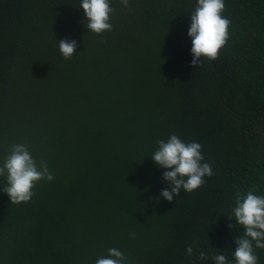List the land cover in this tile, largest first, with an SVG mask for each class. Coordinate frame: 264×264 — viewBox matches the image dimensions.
Here are the masks:
<instances>
[{"label":"trees","instance_id":"obj_1","mask_svg":"<svg viewBox=\"0 0 264 264\" xmlns=\"http://www.w3.org/2000/svg\"><path fill=\"white\" fill-rule=\"evenodd\" d=\"M197 2L111 0L98 36L81 0H0V165L24 144L55 177L19 205L0 177V264H96L110 248L125 264L232 259L236 193L264 196V0H224L229 39L194 67ZM172 134L201 144L213 174L170 203L151 156Z\"/></svg>","mask_w":264,"mask_h":264},{"label":"clouds","instance_id":"obj_2","mask_svg":"<svg viewBox=\"0 0 264 264\" xmlns=\"http://www.w3.org/2000/svg\"><path fill=\"white\" fill-rule=\"evenodd\" d=\"M124 7H129V0H120ZM80 7L87 18L85 27L88 31L102 36L111 31V15L115 9L111 0H81ZM225 10L224 0H198L194 12L190 15L191 25L188 35L191 38L192 66L197 67L202 58L215 61L229 39L230 20L222 15ZM62 57L71 60L77 49L75 40L59 41ZM158 148L151 158L164 172V180L169 189L161 192V197L173 202V195L179 196L183 189L187 194L198 190L204 184L205 177H211L212 167L203 162L202 146L197 142L185 143L177 135L172 134L167 142L157 141ZM0 177L7 181L3 188L11 200V204L30 202L35 194L33 189L42 180L51 182L55 179L50 172L47 161L39 163L33 158L28 146L14 144L10 154L0 165ZM236 206L233 208L235 221L244 229L243 235L235 240L237 245L232 259L226 255L217 254L212 257L215 264H257L258 257L253 251L255 247L264 249V196H258L249 191L246 195L240 192L235 196ZM233 225L229 224V228ZM133 238L135 233H132ZM187 255H193V247L186 249ZM208 257L204 251L199 254L200 260ZM126 257L117 248L108 249V256L98 258L96 264H125Z\"/></svg>","mask_w":264,"mask_h":264}]
</instances>
